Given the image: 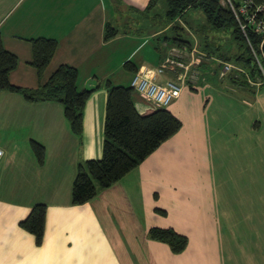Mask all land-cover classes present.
I'll return each mask as SVG.
<instances>
[{
    "label": "crops",
    "instance_id": "obj_1",
    "mask_svg": "<svg viewBox=\"0 0 264 264\" xmlns=\"http://www.w3.org/2000/svg\"><path fill=\"white\" fill-rule=\"evenodd\" d=\"M150 3L0 0L3 43L19 57L10 77L13 84L38 87L36 70L28 64L32 58L28 40L46 37L57 40L58 49L43 81L60 65L68 64L79 71L80 89H96L85 105L82 138L71 130L62 104L29 102L20 93L0 91V148L4 151L0 162V264H264V87L254 95L242 89L241 98H233L207 82L200 84L196 93L206 98L204 110L199 112L201 121L212 125L202 128L196 126L199 119L195 114L188 124L182 120L192 96L185 80L180 97L167 107L182 121L180 132L92 201L72 203L78 165L103 156L105 84L110 80L115 85H130L135 74L128 70L129 84H125L103 73L101 66L112 59L111 46L125 40H142L143 45L148 37L164 38L171 29L167 20L151 35L132 31L135 18L131 14L146 12ZM108 23L119 34L107 42ZM117 25L126 30L122 32ZM187 30L192 39L190 51L197 42ZM163 46L156 62L146 54L134 61V49L118 64L125 67L130 61L137 72L148 70L153 76L170 55L190 63L185 46L166 38ZM200 67L205 65L193 68L197 72ZM180 72L179 68L167 70L156 81H177ZM233 102L238 106H231ZM136 108L140 114H149L158 107L140 99ZM232 115L239 119L237 126L228 124ZM255 121L258 124L253 125ZM33 142L45 148L42 164ZM151 194L163 201L160 207L165 214L155 211ZM144 197L148 204H139ZM38 203L47 205L40 245L21 226ZM154 227L173 228L187 236L185 251L175 254L169 245L152 240L149 232Z\"/></svg>",
    "mask_w": 264,
    "mask_h": 264
},
{
    "label": "trees",
    "instance_id": "obj_2",
    "mask_svg": "<svg viewBox=\"0 0 264 264\" xmlns=\"http://www.w3.org/2000/svg\"><path fill=\"white\" fill-rule=\"evenodd\" d=\"M221 1L166 0L167 20L172 24L171 28L181 32L185 28L177 25H182L178 21H183L185 14L191 9L201 10L206 18L205 24L202 25L203 29L205 25H208L212 31L217 33L227 34L230 32L240 51L235 56L221 54L220 57L223 56L226 60L235 61L239 66L244 67L253 78H256L259 69L255 64L247 37L240 29L233 13L224 7ZM253 1L256 4L264 2V0ZM154 3L156 0H151L147 8L150 9ZM118 34L119 30L108 23L105 41L113 40ZM247 34L253 46L259 50L262 37L250 29ZM204 38V49H212L208 52L215 54L221 45L213 48L208 43V34H205ZM28 41L32 48V58L28 64L36 70L39 80L38 87L25 88L11 82V73L17 69L19 57L4 46L0 33V91L20 93L29 102H58L62 104L71 130L79 138H82L85 105L96 89H80L79 71L68 64L60 65L46 81H43L45 73L57 52L58 41L46 37L32 38ZM172 44L190 48L192 39L186 40L178 36L172 41ZM132 65L129 61L125 67L136 74L137 70ZM226 77H229L228 80L232 86L246 89L253 95L260 88L252 86L242 73L234 72ZM105 87L108 92V100L103 156L100 159L87 160L78 165L77 176L72 189L73 205L86 204L92 201L101 190L108 189L119 182L163 143L178 134L183 126L182 121L167 108L158 107L149 114H140L136 104L141 97L131 84L115 85L108 80ZM33 150L39 163L42 164L45 159V148L43 145L33 142ZM157 211L166 213L161 209ZM46 216L47 205L38 203L33 206L29 215L21 221V226L35 236L38 245L43 242ZM149 236L152 240L169 245L175 254L185 251L189 242L187 236L178 233L173 228L154 227L150 230Z\"/></svg>",
    "mask_w": 264,
    "mask_h": 264
},
{
    "label": "rangeland",
    "instance_id": "obj_3",
    "mask_svg": "<svg viewBox=\"0 0 264 264\" xmlns=\"http://www.w3.org/2000/svg\"><path fill=\"white\" fill-rule=\"evenodd\" d=\"M167 2L166 0H157V3H154L150 9H147V11H137L134 14H131L133 18H135V22L132 23V31L138 33L140 36L145 35H151V32L156 31V29L160 28L161 26H164L165 23H167ZM184 22V23H183ZM182 25L177 24L179 26H183L185 28L184 31H178L175 28H171L169 31L163 35L164 38L157 37L152 38L148 37L146 40L147 42L141 45L143 42L142 40L138 43H129L125 41H121L118 43L116 41L111 46V55L112 59L108 62V65L101 66L103 69V73L111 74L115 80H118L120 82H123L127 84L130 78V72L123 66L119 65V60L121 62H124L126 59L125 57L128 56L134 49H136L134 61H138L140 57L146 54L147 59L153 58V62H156L159 58L160 51L164 49L163 43L165 42V38H169L168 41L172 42L176 37H180L186 40H191V37L188 34L187 28L192 32V37L194 36L197 42V45L200 48V51L205 53L207 57H204L202 59L203 65L205 67H200L197 71V79L191 80L190 75L195 72L194 68L192 67L188 76H187V86L190 95L189 103L187 108L185 109V112L182 113V120L185 121L188 124V120L190 118H193V114H195V117L199 119V122L196 123L197 127L203 126H210L212 127L211 123L206 120L204 122L201 121V115L199 112L204 110V100L206 98L201 97L202 94L196 93V90H198L203 83L211 84L218 90H222L225 93H227L230 96L238 97V95H242V89H240L237 86H232L230 81L228 80L229 77H226L222 79L220 77V72L222 69V66L220 65V62L217 60H223L227 61L229 63H232L234 65H237L235 61L226 60L222 57H220L221 54H224L226 56H235L240 53L238 50L236 43L233 41L232 34L229 32L227 34L225 33H217L215 31H212L208 25H205L204 29L203 26L206 22L205 15L201 10L191 9L189 10L184 18H183ZM118 28L123 32L126 30L124 25H117ZM202 26V27H201ZM205 34H208V43L215 48L217 45H221L218 50H216V53H210L205 48ZM119 50V51H118ZM220 51V52H219ZM119 52V53H118ZM117 53V54H116ZM239 65V64H238ZM107 66V67H106ZM229 76V75H228ZM223 81V82H222ZM129 84V83H128ZM201 84V85H200ZM200 85V86H199ZM264 87V86H262ZM206 95V93H205ZM231 106H238L237 102H233ZM194 111V113H193ZM228 112H230L228 110ZM229 120V125L234 124V126H237L239 123L237 122L239 119L234 115L230 118L228 116L227 118ZM213 120V119H212ZM214 121V120H213ZM258 124V121H255L253 125ZM221 125V124H218ZM203 128V127H202ZM150 202L154 204L155 211L162 208L160 207L161 204H163V201H160V198L157 197V195H150ZM149 199L147 197H144L142 201L139 202V204L147 205ZM158 212V211H157Z\"/></svg>",
    "mask_w": 264,
    "mask_h": 264
},
{
    "label": "built area",
    "instance_id": "obj_4",
    "mask_svg": "<svg viewBox=\"0 0 264 264\" xmlns=\"http://www.w3.org/2000/svg\"><path fill=\"white\" fill-rule=\"evenodd\" d=\"M221 2L224 7L233 13L240 29L247 37L252 56L259 69V74L256 78H253L244 67L217 60L222 66L220 77L224 78L234 72L242 73L252 86H264V2L262 4H256L253 0H222ZM249 29L262 37L259 50L248 39L247 32ZM185 50L191 56L190 63H185L181 57L178 58L176 54H173L167 57L160 67L154 70L153 76L149 75L150 71L148 70L137 72L133 76L131 86L145 103L155 107L167 108L180 97L185 80L189 78L191 80L197 79L196 71L188 79L187 76L191 68L196 64L200 65L202 59L207 56L198 49L197 45L189 49L190 51H188V48ZM177 68L182 71L178 75L177 81L167 80L164 84L156 81L157 75L163 74L167 70L176 72ZM3 157L4 151L0 148V162Z\"/></svg>",
    "mask_w": 264,
    "mask_h": 264
},
{
    "label": "water",
    "instance_id": "obj_5",
    "mask_svg": "<svg viewBox=\"0 0 264 264\" xmlns=\"http://www.w3.org/2000/svg\"><path fill=\"white\" fill-rule=\"evenodd\" d=\"M263 51H264V44H263Z\"/></svg>",
    "mask_w": 264,
    "mask_h": 264
}]
</instances>
